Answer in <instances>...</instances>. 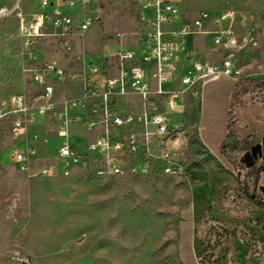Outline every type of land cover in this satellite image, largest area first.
Returning <instances> with one entry per match:
<instances>
[{"label":"rangeland","instance_id":"1","mask_svg":"<svg viewBox=\"0 0 264 264\" xmlns=\"http://www.w3.org/2000/svg\"><path fill=\"white\" fill-rule=\"evenodd\" d=\"M17 1L0 0V5L10 7ZM20 5L27 15L36 4L20 0ZM177 8L180 20L187 22L200 13L229 8L254 15L256 46L223 50L213 45L210 35L195 34L192 51L184 54L191 62H229L240 71L238 79H230L240 81L230 98V133L238 141L261 143L264 92L253 81L264 80V0H180ZM92 12L94 25L73 38L71 49L63 48L58 37L47 38L35 47L37 60L28 64L35 68L56 60L64 68L65 79L53 81V100L57 111L69 104L73 124L66 136L59 137L51 115H41L22 137H1L0 264H184L178 238L189 210L195 264H264V171L248 172L264 161L259 158L246 168L240 162L246 151L233 140V146L224 149L231 163L225 166L203 144L202 86L183 89L180 73L167 88L176 91V97L159 100L158 112L170 129L167 135H157L149 122L139 119L141 106L130 93L111 100L115 113L132 115L134 122L109 128V136L134 135L138 141L134 154L111 155L120 160L122 175L96 177L99 157L86 155L83 165L56 159L62 144L84 154L87 144L103 134V129L87 130V123L100 117L98 99H90L84 108L72 105L86 89H102V78L85 72L84 63L103 64L110 78H119L128 63L121 67L113 54L118 49L142 52L136 0H96ZM16 28L14 18L0 24V96L25 94L33 105L37 90L23 74ZM215 85L221 91L212 103L211 89L206 92V118L221 133L226 97L221 83L211 87ZM77 116L79 123L74 122ZM26 148L34 155L23 173L12 156ZM42 170L47 175H41Z\"/></svg>","mask_w":264,"mask_h":264},{"label":"built area","instance_id":"2","mask_svg":"<svg viewBox=\"0 0 264 264\" xmlns=\"http://www.w3.org/2000/svg\"><path fill=\"white\" fill-rule=\"evenodd\" d=\"M30 5L36 4L33 11L25 14L18 0L10 7L0 6V24L9 18L17 23V37L21 54L23 74H27L30 86L37 90L33 105H28L25 94L0 96V142L3 135L11 139L22 137L27 129L41 115H51L58 123V135L67 134L73 121L69 114V104L61 111L56 110L54 103V80L62 81L66 77L64 68L56 60L44 61L40 66L29 68L35 62V47L50 37H58L63 48L71 49L73 38L82 36L94 25L92 9L96 0H28ZM137 21L141 25L138 46L142 53L137 56L130 50L118 49L113 59L128 67L121 68L119 78H110L106 67L84 63V71L102 78V89H86L83 98L72 105L84 108L90 99H98L100 117L97 121L87 123V130L103 129V134L87 144V152L78 153L67 143L62 144L56 159L66 163L83 165V157H99V165L94 174L98 178L114 177L123 174L117 156L132 155L138 149V141L134 135L116 137L109 136V128L130 127L134 122L132 115H119L111 109V100L116 95L130 93L136 97L142 113L139 119L148 122L155 128L159 136L167 135V121L158 112L160 98L176 97V91L167 89L166 85L173 81L179 73L178 56L186 53L187 35L211 36L213 45L223 50L229 48H246L256 46V19L252 13L238 9H224L216 13L203 12L191 21H181L177 4L180 0H136ZM53 7L52 11H48ZM264 28V17L260 21ZM151 68H145L149 66ZM144 65V66H142ZM240 71L229 62L220 64L196 63L180 71L179 84L183 89H191L198 84L214 82L220 77L236 80ZM126 88V89H125ZM128 89V90H127ZM126 90V91H125ZM80 117H74L79 123ZM34 155L33 150L26 148L12 156L13 162L21 172L27 171V162ZM48 171L42 170L41 175Z\"/></svg>","mask_w":264,"mask_h":264},{"label":"trees","instance_id":"3","mask_svg":"<svg viewBox=\"0 0 264 264\" xmlns=\"http://www.w3.org/2000/svg\"><path fill=\"white\" fill-rule=\"evenodd\" d=\"M219 83H221V86L223 87L222 93L226 97L225 98L226 108H225V114H224L223 122L221 126L222 127L221 133L220 132L218 133V130H216L214 125H211L210 123L211 121L207 120L206 117L208 114L206 115L207 112L205 109V103L207 101L206 92L209 89H211L212 91L211 103H212L213 100L216 98V96L221 91L220 90L221 88L219 87L217 88V85H215L216 87L215 86L211 87V86L214 84H219ZM253 84L256 88L260 89V91L264 92V80L255 79L253 81ZM239 85H240V81H231L230 79L226 77H220L218 80L214 82L205 84L201 89L202 112H201L200 119H199L200 137H201L203 144L207 146L209 145L207 148L214 155H216L225 166H231V163L226 153H224V149L227 150L228 148H230V146H233V144H236L237 148L244 150V151H248L253 146L251 138H246L244 140L238 141L236 139V136L233 135V133H230V129H231L230 98H231V94L234 91V89L237 88ZM216 110L217 108L215 107L212 113H215ZM233 140H235V143L230 145L231 142H233ZM252 171H254L255 174L256 173L258 174L259 172L264 171V165L260 166L259 168H255V169L251 168L248 172H252ZM190 235H191V211L189 210L184 217V221L180 224V234L178 238L179 256L184 264H195V257L191 249Z\"/></svg>","mask_w":264,"mask_h":264},{"label":"crops","instance_id":"4","mask_svg":"<svg viewBox=\"0 0 264 264\" xmlns=\"http://www.w3.org/2000/svg\"><path fill=\"white\" fill-rule=\"evenodd\" d=\"M0 6H3V5H0ZM195 37L196 36H193V35H187L186 36V41H185L186 51H188V52L192 51ZM140 54L139 53H136L137 56H139ZM192 63H193V61L191 62V57L189 55H185V54L179 55L178 56V60H177V65H178L179 73H180V71H182V69H185V68L189 67ZM178 76L179 75L176 74L174 76V78H173L174 80L171 83L167 84L166 85V88H169V86L175 84ZM120 112H122V111L120 110Z\"/></svg>","mask_w":264,"mask_h":264},{"label":"water","instance_id":"5","mask_svg":"<svg viewBox=\"0 0 264 264\" xmlns=\"http://www.w3.org/2000/svg\"><path fill=\"white\" fill-rule=\"evenodd\" d=\"M261 158L264 161V136L261 139V143L254 144L240 159V162L245 165L246 168L254 166L255 161Z\"/></svg>","mask_w":264,"mask_h":264},{"label":"bare ground","instance_id":"6","mask_svg":"<svg viewBox=\"0 0 264 264\" xmlns=\"http://www.w3.org/2000/svg\"><path fill=\"white\" fill-rule=\"evenodd\" d=\"M62 136V135H61ZM64 136V135H63Z\"/></svg>","mask_w":264,"mask_h":264}]
</instances>
